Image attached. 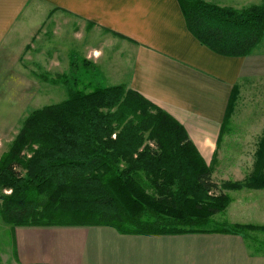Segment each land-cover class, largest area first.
Wrapping results in <instances>:
<instances>
[{
    "label": "crops",
    "instance_id": "0c3cea01",
    "mask_svg": "<svg viewBox=\"0 0 264 264\" xmlns=\"http://www.w3.org/2000/svg\"><path fill=\"white\" fill-rule=\"evenodd\" d=\"M203 1L235 9L264 3ZM70 20L87 72L111 86L136 90L179 121L212 166L213 180L215 171L225 180L236 173L235 181L250 173L261 135L250 157L242 154L231 161L229 155L223 161L219 150L229 102L238 94L233 117L246 91L243 81L253 79L264 89V51L258 49L263 39L249 56L218 55L189 32L179 0H0V93L9 96L3 100H22L23 95L29 100L31 84L61 83L57 77L69 72L74 51L67 55L60 48L49 56L47 35H58ZM248 140L242 141L246 149ZM224 165L229 167L223 170ZM232 193L229 211H238L239 217L223 212V222L263 225L264 190ZM12 232L20 264H264V251L252 248L247 234L126 235L106 226L18 227ZM251 234L259 239L264 231Z\"/></svg>",
    "mask_w": 264,
    "mask_h": 264
},
{
    "label": "trees",
    "instance_id": "16d2710c",
    "mask_svg": "<svg viewBox=\"0 0 264 264\" xmlns=\"http://www.w3.org/2000/svg\"><path fill=\"white\" fill-rule=\"evenodd\" d=\"M179 3L189 32L218 55L249 56L264 37V3ZM78 69L73 59L69 74L57 77L67 99L33 110L0 156L4 224L106 226L126 235L264 231L227 222L207 227L231 203L227 191L264 190V129L250 173L218 184L179 121L125 85L79 90Z\"/></svg>",
    "mask_w": 264,
    "mask_h": 264
},
{
    "label": "rangeland",
    "instance_id": "374dc122",
    "mask_svg": "<svg viewBox=\"0 0 264 264\" xmlns=\"http://www.w3.org/2000/svg\"><path fill=\"white\" fill-rule=\"evenodd\" d=\"M247 7V6H246ZM244 8V7H243ZM74 23L70 20L67 24H63L62 28L58 35L54 36L55 34L53 31H48L47 39H49L50 50L53 52L49 53V56H52L54 50L60 49L62 53L74 51L72 57L79 68L77 74L73 76V78H79L81 80L80 85L78 86L79 90L85 89L87 92L90 91L92 88L97 86L96 84L99 83L102 87L111 86L112 84H108L104 82V80H99L93 73H88L87 70L82 65V45L81 41H78L75 37V28H72ZM49 46V45H48ZM260 51H264V38L263 41L258 48ZM61 53V54H62ZM264 53V52H263ZM69 55V53L67 54ZM68 71V70H67ZM43 73V72H42ZM69 74V72H66ZM69 76V75H68ZM251 79H245L243 82L245 84L244 88L246 91L243 92V96L241 100L238 102L236 111L234 116L228 119L227 123L225 124L224 129V137L222 143L220 145L219 156L224 155L222 158L223 161L227 160H235L238 156L244 154L245 157H250L251 152L254 151L253 142L256 141L260 135H262V131L264 129V89L262 86L253 83L252 85L249 84ZM62 82V80H59ZM93 84H89V82ZM255 84V85H254ZM3 87L0 86V89ZM30 94L27 96L30 98L27 100L25 95H23L22 100H3V97L7 99L9 96H4L0 93V156L1 154L6 151L9 143L18 133L23 120L35 109L42 108L47 105L57 104L65 99H67V92L66 88L63 84L59 83L58 85H28L27 86ZM254 89L256 92H250V90ZM256 95V96H255ZM248 136L253 137V141L250 139L248 140ZM248 140L249 148H244V143L242 142L243 139ZM231 145V146H230ZM256 150V149H255ZM255 152V151H254ZM229 155L231 157L228 159ZM254 156V154H253ZM254 160V157H253ZM220 167V166H219ZM229 166H223V170L228 168ZM243 174L246 173L245 170H242ZM232 179L237 178V174L231 175ZM239 176V175H238ZM224 179V180H223ZM224 176H219V173L215 171L214 180L221 184L224 181H234L231 178L228 180ZM244 180V179H243ZM242 181V180H241ZM233 191H227L229 196H233ZM245 192V191H244ZM5 195H9L10 191L5 190L2 192ZM1 194V193H0ZM239 194V193H238ZM238 196V195H237ZM235 196V197H237ZM261 201V200H260ZM260 201H257L258 204ZM258 210L257 207H255ZM247 210V209H246ZM227 215L233 216L234 219L239 217L238 211L235 215L229 211V206L224 211ZM246 211L242 212L244 215ZM225 214L220 213L213 217L215 224L207 225V227L214 228L217 225L216 223H221L224 221ZM237 216V217H236ZM260 217H262L261 222H264V209L261 212ZM258 217V214H256ZM227 218V217H226ZM231 218V217H230ZM242 225H253V224H242ZM264 225V224H263ZM263 225H255V226H263ZM254 231L247 232V240L252 248L260 249L264 251V234H262V238L255 239L251 233ZM17 237L12 232L10 226H7L3 223L0 217V264H20L19 263V254L16 248Z\"/></svg>",
    "mask_w": 264,
    "mask_h": 264
},
{
    "label": "clouds",
    "instance_id": "9594fccd",
    "mask_svg": "<svg viewBox=\"0 0 264 264\" xmlns=\"http://www.w3.org/2000/svg\"><path fill=\"white\" fill-rule=\"evenodd\" d=\"M95 55L97 56V57H99V55H100V52H95Z\"/></svg>",
    "mask_w": 264,
    "mask_h": 264
}]
</instances>
